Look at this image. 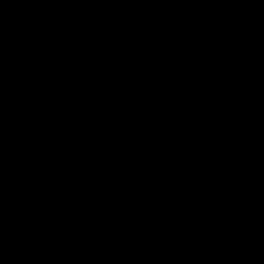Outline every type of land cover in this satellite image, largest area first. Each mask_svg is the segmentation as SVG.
<instances>
[{
    "label": "water",
    "instance_id": "water-1",
    "mask_svg": "<svg viewBox=\"0 0 264 264\" xmlns=\"http://www.w3.org/2000/svg\"><path fill=\"white\" fill-rule=\"evenodd\" d=\"M0 264H264V0H0Z\"/></svg>",
    "mask_w": 264,
    "mask_h": 264
}]
</instances>
